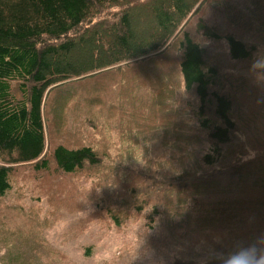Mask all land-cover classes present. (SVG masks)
<instances>
[{
    "label": "trees",
    "instance_id": "trees-1",
    "mask_svg": "<svg viewBox=\"0 0 264 264\" xmlns=\"http://www.w3.org/2000/svg\"><path fill=\"white\" fill-rule=\"evenodd\" d=\"M124 1L0 0V196L12 189L16 165L30 164L39 172H49L53 159L57 172L64 175L101 167L102 148L90 141L77 147L58 145L49 156L44 121L48 99L63 85L113 73L114 68L162 51L174 39L182 79L178 88L182 98L174 102L182 112L181 105L188 100L187 115L181 113L185 124L178 121L174 127L187 141L183 156L192 153L194 145L200 155L193 164L182 156L169 168L154 169L147 180L131 183L144 199L139 208H148L150 220L160 216L182 230L201 199L209 204L201 206L205 221L199 228L228 218L233 221L230 227H235L234 220L245 225L246 211L262 215L250 226H264V137L257 133L258 116L243 119L236 95L245 92V84L235 87L209 51L212 42L224 40L233 61L252 59L264 43V0H171L170 6L167 0H147L144 6L155 4L147 12L155 27L142 38L135 33L128 9L114 19L100 17ZM209 2L224 15L225 28L207 25L199 16ZM87 33L92 37H85ZM79 46L88 48L87 53ZM137 84L138 90L145 87L157 97L156 84ZM252 131L261 138L255 152L251 143L241 142ZM210 167L215 169L207 171ZM228 181L238 182L237 187L248 184L249 189L222 187ZM258 190L261 196L256 197ZM246 193L247 199L227 198ZM215 198L221 208L211 205ZM188 200L189 206L182 210L172 211L167 205L171 201L185 205ZM210 263L219 264L212 259L204 264Z\"/></svg>",
    "mask_w": 264,
    "mask_h": 264
},
{
    "label": "rangeland",
    "instance_id": "rangeland-1",
    "mask_svg": "<svg viewBox=\"0 0 264 264\" xmlns=\"http://www.w3.org/2000/svg\"><path fill=\"white\" fill-rule=\"evenodd\" d=\"M145 2L125 0L100 17L114 19L128 9L135 33L142 38L155 27L147 17L155 4L148 8ZM208 5L199 15L204 23L225 28L224 15L211 2ZM173 40L162 51L114 68L113 73L90 76L54 90L44 107L49 156L58 145L77 147L90 141L102 148L103 164L73 175L58 173L53 159L49 172H39L30 164L16 165L12 189L0 196V264H204L211 259L223 264L224 257L238 245L264 235V226H250L262 218L256 211L244 213L245 225L234 220L235 227H230L233 221L228 218L222 220L225 224L220 220L215 226L199 228L205 221L201 206L209 204L201 199H193L190 224L182 230L169 226L171 221L160 216L150 220L146 207L140 210L144 199L130 184L147 180L160 166L175 165L187 142L174 127L178 121L185 124L188 100L182 103V112L174 102L182 98L178 94L182 79ZM212 43L210 56L222 75L238 89L245 84V92L236 95V103L245 113L243 119L257 115V133L264 137V43L244 62L231 59L224 40ZM140 81L146 87L156 84L157 97H151L145 87L138 90ZM259 139L252 131L241 142L251 143L255 152ZM192 140L196 141L188 138ZM194 147L183 156L191 164L200 155ZM237 183L228 181L222 187L238 192L249 189L248 184L237 187ZM257 192L256 197L261 196ZM234 195L227 198L249 196ZM217 201L212 199L211 205L218 206ZM189 203L171 201L167 205L177 211Z\"/></svg>",
    "mask_w": 264,
    "mask_h": 264
},
{
    "label": "clouds",
    "instance_id": "clouds-1",
    "mask_svg": "<svg viewBox=\"0 0 264 264\" xmlns=\"http://www.w3.org/2000/svg\"><path fill=\"white\" fill-rule=\"evenodd\" d=\"M223 264H264V235L238 245L224 257Z\"/></svg>",
    "mask_w": 264,
    "mask_h": 264
}]
</instances>
